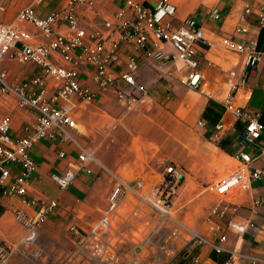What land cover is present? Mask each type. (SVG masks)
<instances>
[{"label": "crops", "instance_id": "crops-1", "mask_svg": "<svg viewBox=\"0 0 264 264\" xmlns=\"http://www.w3.org/2000/svg\"><path fill=\"white\" fill-rule=\"evenodd\" d=\"M126 1L91 0L90 5H70L69 0H0V20L23 28L33 43H47L54 34L47 36L31 23L18 21L16 13L24 6H31L39 17L67 10L76 17L78 26L84 28L83 45L72 53L70 60L57 52L50 55V60L66 68H76L80 84L95 92L92 100L72 95L70 102L71 115L79 129L76 139L89 148L97 160L87 162L89 173L79 171L70 184L60 190L51 181L50 174L61 173L68 164L76 163L79 148L76 144L61 145L58 138L39 139L30 149L36 168L27 191L22 195L0 194V239L12 244L21 235L23 227L15 220V211L34 217L42 202L55 198L56 205L38 224V230L40 240L55 248L56 255L60 256L62 249L72 246L78 234L86 232L108 211L110 192L117 179L132 185L138 194L151 197L163 178L164 166L173 163L184 171L185 180L171 196V216L220 245L223 252L219 258L236 252L239 254L237 264H264V182L234 190L222 218L209 215L216 195L208 185L229 175L241 164L234 154L239 149L238 137L244 123L225 110V100L230 96L238 106L253 112L264 111V60L248 70L243 85L233 89V84L243 74L246 56L228 49L224 43L225 37L236 41L257 39L258 14L264 10V0H168L175 8L174 25L192 15L201 27L205 42L198 48L201 74L198 89L182 82L186 70L180 65L158 61L122 38L120 25L130 17ZM137 1L153 5L158 0ZM247 5L252 6V11L243 18ZM215 13L219 14V19L214 17ZM240 27L246 31L237 32ZM52 30L62 35L73 31L69 23L59 20L52 25ZM164 49L172 52L170 45H164ZM90 51L100 56L117 55L107 69L114 82L105 89H99L94 79L97 67L86 60ZM132 56L139 60L132 72L134 79L148 88L146 95L134 100L131 96L139 93L129 94L130 86L121 79ZM0 72L6 83L32 95L43 92L46 100L57 89V83L50 77L45 78L43 84H37L34 80L40 77V69L30 62L3 59ZM209 100L223 107L217 123L202 117ZM62 103L59 99L54 105ZM5 116L10 119L12 138L33 133L36 114L30 108L0 100V119ZM259 121L264 124V113ZM220 122L223 127L218 129ZM221 140L225 149L218 145ZM61 147L66 150L63 157L58 153ZM230 163L235 165L233 169ZM253 167H264V156L249 168ZM20 173L19 167L10 166L4 184H13ZM147 210V204L135 193L125 191L112 212L114 227L124 235V250L138 244L149 233L147 224L151 220L144 212ZM228 220L243 224L245 230L237 233L227 229ZM221 233H225L222 242ZM182 246L181 241L175 242L176 250ZM210 252L206 243L197 246L193 259L182 264H220L211 258ZM17 263L18 258L13 256L10 264Z\"/></svg>", "mask_w": 264, "mask_h": 264}, {"label": "built area", "instance_id": "built-area-1", "mask_svg": "<svg viewBox=\"0 0 264 264\" xmlns=\"http://www.w3.org/2000/svg\"><path fill=\"white\" fill-rule=\"evenodd\" d=\"M74 3L92 4L91 0H69L70 5ZM126 4L130 17L120 25L122 38L158 61L180 65L186 70L182 82L198 89L201 83L198 48L205 40L197 18L189 15L174 25L175 8L168 0H158L153 5L127 0ZM251 11L252 6L247 5L242 17L244 18ZM214 17L219 19V14L215 13ZM16 19L31 23L47 36L54 35L49 42L36 44L31 42L29 33L23 28L12 22L0 20V63L3 59L33 63L40 69V77L34 81L43 84L44 79L50 77L57 83V89L55 94L46 100L42 96L43 92L32 95L18 86L6 83L4 74L0 72V100L9 105L14 103L19 107L30 108L36 114L33 133L20 138L10 136L8 116L0 119V194L22 195L27 191V184L36 168V163L30 156V149L39 139L45 137L58 138L61 145L76 144L79 148L76 163L68 164L61 173L50 174L51 181L62 190L70 184L79 171L90 172L86 165L88 161L97 162L91 150L78 143L76 139L79 129L71 115L73 105L70 102L72 95L82 100H92L95 92L80 84V73L76 68H66L50 60L53 52L70 60L72 53L83 45L84 28L78 26L76 17L67 10L55 11L45 17H39L31 6H24L17 11ZM58 20L69 23L72 33L68 35L53 33L52 25ZM257 23L260 28H264V10L258 14ZM245 31L244 27L237 28V32ZM224 43L228 49L244 53L246 56L243 74L233 84V89H236L246 82L248 70L264 60V49L257 50L256 40L236 41L231 37H225ZM164 45H170L172 52L165 50ZM116 59L115 53L100 56L93 51L87 52L86 60L97 67L94 79L99 89H105L114 82L107 69ZM138 64L137 57H130L126 71L121 74V79L131 88L129 94L134 91L139 93L138 96H131L133 100L142 98L148 92V88L138 84L132 74ZM231 75L234 74L231 72ZM120 97H123L122 93ZM59 99L63 101L62 105L55 106L54 102ZM224 106L226 111L244 123V127L238 137L239 149L234 154V158L241 164L229 175L209 184L211 191L216 195V201L210 208L209 215L216 218L224 217L234 190L245 188L254 182H264V167L249 168L256 159L264 156V139H262L264 124L259 121L264 111L253 112L246 107L238 106L230 96L225 100ZM222 127L223 124L220 122L217 128ZM58 153L63 157L66 150L61 147ZM10 166L19 167L21 173L13 184L5 185ZM184 180V171L175 164L168 163L163 168L160 184L151 197H146L138 194L132 185L117 179L110 192L108 211L94 221L86 232L78 234L72 246L62 249L60 256L56 255L55 248L40 240L38 230V224L56 205L57 200L52 198L42 202L34 217L15 211L14 218L22 225L23 230L12 244L0 239V264H10L13 256L18 258L17 264H182L186 260L193 259V250L205 243L211 250L222 253L223 248L220 245L208 241L196 230L171 216L169 211L171 196ZM125 191L135 193L147 204L148 210L144 212L151 220L147 224L149 233H146L138 244L131 245L128 250H124V235L114 227L112 217V212L125 195ZM133 213L136 214V210ZM226 228L237 233L245 230L243 224L234 220H228ZM219 240L221 242L225 240V233L219 235ZM177 241L183 243L179 250L175 248ZM238 255L236 252H229L222 264H237Z\"/></svg>", "mask_w": 264, "mask_h": 264}, {"label": "trees", "instance_id": "trees-1", "mask_svg": "<svg viewBox=\"0 0 264 264\" xmlns=\"http://www.w3.org/2000/svg\"><path fill=\"white\" fill-rule=\"evenodd\" d=\"M256 48L259 51L264 49V28H260L258 37L256 39ZM222 111H223L222 105H220V104H218L212 100H209L208 105L205 107V109L202 113V117L204 119L209 120L212 123H217V121L221 117ZM218 145L221 148L225 149L224 148L225 146H224L222 140L218 142ZM219 254H221V253H217L214 250H211V252H210L211 258L218 261L220 264H222L226 260V258L228 257V254L225 255L223 258H219Z\"/></svg>", "mask_w": 264, "mask_h": 264}, {"label": "rangeland", "instance_id": "rangeland-1", "mask_svg": "<svg viewBox=\"0 0 264 264\" xmlns=\"http://www.w3.org/2000/svg\"><path fill=\"white\" fill-rule=\"evenodd\" d=\"M234 167H235V165L230 163V169H233ZM209 184H210V183H209ZM209 184H208V185H209ZM209 190L211 191L210 188H209Z\"/></svg>", "mask_w": 264, "mask_h": 264}]
</instances>
